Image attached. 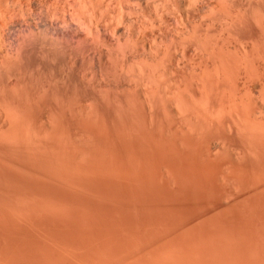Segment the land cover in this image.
<instances>
[{
    "label": "bare ground",
    "instance_id": "6f19581e",
    "mask_svg": "<svg viewBox=\"0 0 264 264\" xmlns=\"http://www.w3.org/2000/svg\"><path fill=\"white\" fill-rule=\"evenodd\" d=\"M253 1L254 0H0V120H2V122L4 121L3 124H5V122L10 123V124L7 123L8 125H10V127L11 126L13 127V125L20 127L18 130L20 132H18L17 129H14V127L11 128V130L14 129L16 132L15 131L11 132L9 127L8 130L6 129L5 131L0 128V150L14 149L13 146L17 147L19 144H21L18 146L20 147L26 143L25 141L29 139L27 138L29 132L28 133L26 132L27 131L26 127L29 124V122H27L28 119H25L24 121V117L27 118L30 116L29 113L28 114L26 113L27 110L26 105H28L27 101L30 98L28 97L30 94L27 90L26 91L28 92L29 95L26 93L24 89L25 87L22 88L21 87L22 85L20 86L18 85L19 82L21 83L22 81L21 76L23 75V73L22 75H20L19 73L21 80L19 79L20 80L19 81L17 79V82L14 81V78H16L17 76L15 77L14 76L15 74H13V72L16 69L15 56L16 55L19 56L20 54H22L21 52L23 51V48H25L24 46L31 40L32 41L34 40L39 42L41 41V43H43V45L41 44L42 46H44V44L47 45L46 49L50 47L61 51V53L67 51L72 53L73 50L77 51L76 48L73 49L75 43H77L76 47H78V45L83 46L80 45L82 43L84 44V46L86 43H88L94 45V48L97 50L101 43L100 41L103 38V35H108L117 42L118 44L117 47L121 48V51H123L120 53L121 55L116 56L114 55V53H111V49L106 48L107 53L109 52L110 55L113 54L115 59L116 57L120 58L121 60L119 65L120 69L125 67L124 64L125 62L126 64L127 62H129L128 66H130L131 64L130 62L134 64L136 61L137 64L134 65H136L138 72L140 73H143L144 71H148L149 74H151L152 76L154 75V78H155V74L158 75L159 77L160 75L161 77L163 75L167 76L165 80L163 79L164 80L163 83L159 82L160 84L155 82L156 80L153 81L150 78L145 80L144 78L146 77L142 76L144 80L141 79V81L143 82L140 81L138 82L139 84L137 83V85L138 87H140V90L142 92L141 97L143 99L142 98L141 99L143 103L145 101L146 103L145 107H147L150 111H152L151 113L149 111V113L152 114L155 108L158 109L156 102L159 101L158 103L160 106L159 108L162 109L163 112H165V115L167 113V115L169 114V116L172 117V118L170 117V119L172 120V122L170 123L173 124L174 126L172 125L171 127H173V130L175 129V132H177L180 135L179 136L176 133L177 136H173L172 138L170 137L172 139L170 140L171 142L167 140L170 142V145L173 141V145H172L173 148L172 147L168 148L169 149L168 152L171 150L170 154L173 153L175 155V158L173 159L174 157L173 154L172 155L169 154L171 157L168 155V157L170 158L167 160H169L170 162L171 160L176 161L175 159H179L181 161L183 159L187 163L185 164L183 161L184 165L181 164L182 166H180L179 160H178L179 161L178 164L177 162H175L176 165H173L172 164L173 162L172 163L170 162L171 164L170 167L168 166V168L171 169L168 170L166 168L167 166H164L166 164L165 162H164L165 164H163V161L161 162L156 161L158 165L161 164L160 167L163 165L164 166V167L162 166L163 169L166 168L165 171L162 172L165 173L168 170L167 171V176L169 178L168 180L169 181L173 180L171 184L175 183L174 185L176 186L177 185L176 183L178 184L180 183L181 186L182 183L187 182L188 180L192 182L193 180V184L195 183L198 184L197 182L199 181L200 183H202V185L203 184L206 185L204 190L209 187H211V189L215 188L216 190L218 188V192H220L219 189L221 190V192L219 193L220 195L218 194L217 191L213 192L215 193L214 195L221 196V193L222 195L224 194L226 195L225 192H231V194L229 195H232V192H234L233 193L235 194L234 198L236 196L237 200L242 199L240 201L241 202L244 201L242 203L248 209L250 206H253L251 205L253 204V201L255 200L257 201V203L256 204L254 203L255 205L253 206V207L255 206L257 207L255 208L250 207L251 209V210L249 209L250 211L246 209L241 214L239 212L243 211L242 207H240L241 209L239 208L240 210L237 209L239 210L237 211L239 214H236L237 212L233 214L232 211L231 212L232 215L228 214V216L227 215L222 216L223 215L222 214L221 216L220 215L218 216V214L214 213L218 217L214 216L215 217L214 218L213 215H211L213 219L211 216H210L211 218L208 216L210 220L209 219L207 220V218H205L204 221L202 220V222L200 220L199 223L201 226H199V224L198 225L194 224L193 226H190L188 224L190 221L188 222V220L185 217H183L185 218V220L183 218H180L179 215H178L179 217L175 215V217L177 218H174L170 214H169L170 217L169 216L163 217V215L161 216L160 214L156 216L150 214L151 216H148L146 218L145 216L143 218L140 216L141 218L135 219L136 222L135 226H133L131 223H126V222L123 224L119 223L118 224L119 227L116 226L117 228L114 229L108 228L105 234L104 231L102 232V235H98V236L95 235L96 233H93V230L90 229L91 227L88 224H85L87 219L91 220L90 218H87L88 217L87 216L85 218L86 221L84 220V218L82 219L85 221L83 222L86 226L82 225L84 226V228L82 229L83 231L79 230L80 231L79 233L82 232L81 233L82 235L79 236L77 235L78 238L76 236V239L80 241L78 242L77 245L76 244L74 245L69 241H68L69 243L68 242L66 243V241L63 240L62 242H58L57 240L55 241V239H51L47 237L45 238V235H43L44 239L41 238L40 240H38L39 242L37 241L38 244L36 243L34 245L33 243L31 244L32 246L29 245L30 243H27L26 241L27 239L21 238L20 235L17 236L18 234H16L13 237V233H19L18 232L19 227H17L18 225H21L20 227L21 230L22 227L26 225L25 224L22 226V224H20L22 221L29 222L30 220L32 221V220L40 219V218L39 219L30 218V217L34 218V216L31 215V212L34 213L35 210L32 211V209H30L31 207L26 205L23 206L25 207L24 208L25 210L23 211L22 210L23 207H21V212L19 211V213L17 211L20 207L16 210L13 208L17 212L14 213L10 209L11 204H8V202L7 203L3 202V204L0 206V264H264V214H263L264 208L261 206L263 205L262 202H264V6L262 5L263 7H260L261 5L260 6L254 5L255 1L259 2L260 0L259 1L255 0L254 2ZM173 32L174 33L176 32V35H173V38L172 36L169 37V35H172ZM175 37L177 39H174ZM96 42L99 45H97ZM107 57H111V56H107ZM111 58L109 59L111 60ZM115 59L113 60L112 65L116 63L114 61L118 60ZM138 60L141 61L140 64H138L139 63ZM121 64L122 65L124 64V66L121 67ZM132 64L131 66H133ZM116 66H118V64ZM12 75L14 76V78L11 77ZM158 76L156 78H158ZM12 79L14 82H16V84L13 81H11ZM10 81L13 83L10 84ZM131 81H133V79ZM135 81L136 79L133 82ZM23 84L26 86L25 80ZM113 84L115 85V83ZM131 92H135V91L133 90ZM31 98L32 101L33 99H36L35 100L36 102L37 100H39L35 97H31ZM139 102L137 103L139 104ZM105 103L107 104V102ZM24 105L26 107H24ZM91 108L89 109L88 107L89 110H91ZM156 112L160 113V110L159 111L157 110ZM50 113H48L49 117H52L50 116ZM84 115L87 114L84 113ZM132 115L134 114L132 113ZM163 115L164 114H162V117ZM165 115H164V120L165 117H167L166 119H168L169 117ZM153 116L154 113L153 115L150 116L149 119H151ZM158 116L161 117L160 115ZM162 117L159 120L164 122V120H162ZM98 118L99 117L97 116V119ZM94 119H95V115H94ZM73 120L74 119H72V121ZM154 120L156 119L154 118ZM30 121L32 122L33 119L32 120L30 119ZM169 121L170 120H168V124ZM155 122L153 123V125L155 124ZM142 123L144 122H141V124ZM24 124H27L26 127ZM57 124L60 125L59 123ZM132 124L134 125V123ZM153 125L151 122V127ZM131 126L130 125L128 127L126 126L127 130H125L126 127H124L125 128L124 130L128 132V128ZM137 126L134 125V127ZM140 126L142 125L139 124V127ZM144 126H146L145 127L146 129L147 125ZM93 127L95 126L93 125ZM140 128L144 130V132L147 130V129L146 130L143 129V127ZM135 129L134 128L133 130L130 129L131 130L130 134L132 131L134 132ZM141 129L137 128V131ZM153 130L155 131L157 129L156 128L153 129L152 127L149 131L153 132ZM17 132L19 135L18 134L16 135ZM138 132H140L139 134H141L143 131H138ZM144 132L143 134H141V136L142 135L144 136V134L146 133L148 135V130L146 131V133ZM32 133L34 134L33 131ZM137 134H134L133 136L136 135V137L137 136L139 137V135ZM154 134L155 132L152 133V136ZM162 134L160 136H163ZM148 136H150V134ZM148 136H146L145 138H147ZM143 138L142 139L140 138L141 142ZM153 139H155V136H153ZM137 140H139V138ZM152 140L150 139V141ZM158 140L160 139H155L154 142H159ZM161 141L162 140H160V142ZM16 142L18 143V145H16ZM151 144H153V142H151ZM151 144L149 148H153V149L155 146L157 147L158 145V144L157 145L154 144L155 146L151 147ZM161 144L162 143H160V145ZM163 144L166 145L165 143ZM163 144L161 146H163ZM160 145H158L157 149L159 148V150H161L162 148V152H165L163 151V147H161ZM165 147L166 146H164V148ZM163 155L165 157V155L167 156V153L166 154L163 153ZM145 165L147 166L148 164ZM151 165L152 164L148 166L147 169L148 171H149V167L150 170L152 169V167H154L152 169L153 171L155 170L154 173L156 172V169H160V174H162L161 172L162 168L155 165L151 167ZM150 173L151 175L154 174L152 171L148 172V174ZM160 174L158 175V177H160ZM140 176L139 178L141 179ZM152 176L153 178L155 177L154 179L151 177L153 180L157 178L156 173L155 176L154 175ZM163 176L166 177V174H164ZM157 180L159 181L160 179L157 178ZM157 180H155L156 183ZM168 180H166V182H168ZM194 180L195 181L198 180V181L194 183ZM160 182H162V179ZM204 185L202 187H204ZM188 186H190V183L188 184ZM211 189H209V191H211ZM213 189L212 191L215 190ZM209 191L207 190L206 192L208 195L213 194L212 192L210 193ZM26 194L27 193H25V195ZM179 195H181V193ZM251 199L252 200L255 199V200L251 201ZM245 200H249V202L250 201L251 202L248 203L246 201L248 203L247 204ZM52 201H54V199ZM238 201L237 204L239 207L240 201L239 202ZM258 201L261 202V204L259 203L260 205L258 204ZM242 203L240 206H243ZM249 204L250 206H247ZM27 206L31 211L29 215L27 214L28 212ZM245 207H243V209ZM261 207L263 209L261 210V212H259L260 211L259 208L261 209ZM66 211H65V215L67 213ZM36 212L39 215V211ZM35 213L34 215H36L35 217H37L38 215ZM65 215H63V217ZM106 219L108 218H105V220ZM113 219L115 223V218ZM67 220L69 221L68 218ZM70 221L69 223H71ZM101 221L102 220H100V222ZM109 221L106 220L105 222L108 223ZM118 221L119 220H117V222ZM120 221L122 223L124 220L123 221L120 220ZM205 221L207 223H205ZM211 221L213 223H211ZM33 222L34 221H32L31 223ZM170 222L171 225H169ZM203 222L204 224H206L205 226L202 225ZM73 223L75 224V222ZM108 226L110 225L108 224ZM98 234L101 233L98 232ZM15 237L17 239H15Z\"/></svg>",
    "mask_w": 264,
    "mask_h": 264
},
{
    "label": "rangeland",
    "instance_id": "374dc122",
    "mask_svg": "<svg viewBox=\"0 0 264 264\" xmlns=\"http://www.w3.org/2000/svg\"><path fill=\"white\" fill-rule=\"evenodd\" d=\"M261 1L262 0H260L259 2L255 1L254 2L255 4L254 3L253 4L255 6L256 5H258V6L261 5L260 7H263L264 6V0L262 1L263 4L261 3ZM173 35H176V32L175 33L173 32V34L169 35V37L172 36V38H173ZM174 39H177V38L175 37ZM100 42H101L100 45L97 44V42H96V44L99 45V47H98L99 50L98 49L96 50L94 48V45H91V44H88V43H86L85 46L82 43L80 45H83V46H79L78 45V47H76L77 43H75L73 49L76 48L77 51L72 49L73 50L72 53H70L69 51L61 53V51L53 49V48H50V47H48L49 49L48 48L46 49L47 45L44 44L45 47L42 46L43 43H41V41L39 42V41H34V40L32 41L31 40L30 42L27 43L28 45L26 44L24 46L25 48H23V51L21 52L22 54H20L19 56L18 55L15 56V61H16L15 62V64H16L15 68L16 69L13 72V74H15L14 75L15 77L16 76L17 77L19 76V77L18 78L17 77L14 78L13 75L11 77L14 78V81H16V82H17V79L21 80V78H22L21 83L19 82L18 85L19 86L22 85L21 86L22 88L25 87L24 88L25 91L27 90L29 92V94L31 95L30 96L28 94V92L26 91V93L29 95L28 97H30V98L27 101L28 102L27 103L28 105H26L27 107L24 105V107H26V109H27L26 113L27 114L29 113V115H30L27 118L24 117V121H25V119H28L27 122H29V124L27 123L28 125L24 124L25 127L27 125V127H26L27 131L26 132L27 133L29 132L28 135H27L28 136L27 138H29V139L27 140L28 143H27V141H25L26 143L24 142L25 144H23L26 147H24L23 145L18 147L21 144L18 145V143L16 142V145H18V146L17 147L13 146L14 149H9V150L8 149L7 150L6 149H1L0 150L1 151L0 152V154H1L0 155V183H1L0 184V193H1L0 194V206L3 204V202H6V203L8 202V204H11L10 205L11 207L9 206L10 209L14 213H17V212L19 213V211L21 212V207L28 205L29 207H31L30 209H32V211L35 210L34 213L36 211H39V215L36 212L35 214H37L38 216L35 217L36 215H34V213L31 212L29 210V207L27 206L28 207L27 214L29 215V213L31 212V215L34 216V218H32V217H30V218L31 219H36V218L39 219L40 218V219L39 220H37V219L36 220H32V221H34L33 222L34 225H33V223H31L32 222L31 220H30L31 222L30 221L29 222L28 221H22L20 224H22V226L25 225V224L26 225L24 227H22V230L20 228L21 225H18L17 227H19L18 228L19 229V231H18L19 233H13V237L16 234H18L17 236L20 235L21 238L27 239L26 241H27V243H30L29 245H31L33 243H34V245L36 243L38 244V242H39L38 240H40L41 238L44 239L43 235H45V238L47 237V238L55 239V241L57 240L58 242H62V240H63V241H66V243L69 241L72 244H74V245L76 244L77 245L78 242H80V241L78 239H76V236L77 235L78 236L82 235L81 234L82 232L79 233L80 232L79 230H82L84 228V226H82V225H85V224H88L91 227V228L90 227L89 228L91 230H93V233H96L95 235H97V236L98 235H102V232H104V231H105L104 232V234H105L106 230H108V228L109 229H114V228L119 227V225H118L119 223L123 224V223L126 222V223H131L133 226H135V224H136L135 219L141 218V217L143 218L144 216H145V218L148 217V216H151V215H155L156 216L158 214H160L161 216L163 215V217H166V216L170 217V215H172V217H174V218H177V217H175V215L176 216L179 215L180 218L185 217L188 220V222L190 221L188 223L190 226H193L194 224H197V225L199 224V226H201L200 223H199L200 220H201V222H202V220L204 221L205 218H207V220L208 219L210 220V218L212 217L211 215H213V217L214 216L218 217L219 215L221 216L222 214H223L222 216H226V215L228 216V214L232 215V213L233 214L236 213L237 211H239L241 209L240 207H242L243 211L239 212L241 214L246 209L249 210L250 207L251 208L257 207V206L253 207L257 203V201L255 199H253V200H255L256 202L251 199V201H253V204H251V205H253V206H250V204L247 205V206H250L249 209L246 208L245 205H243L242 202H244V201H242V202L240 201L242 199H238L240 201L239 207H238V204H237L238 200H237L236 196L234 198V195H235V194H233L234 192H232V195H229V194H231V192H225L227 196L224 193H223L224 195H222V193H221V196H219L220 195L219 193L221 192L220 189H219L220 192H218V188H217V190L215 188H214L215 190L212 188L214 190V191H212L211 187H209V188L204 190L206 185L203 184L204 187H202L203 186L202 183H200L198 180H196V181L194 180V183L198 181L197 182L198 184H196V183L193 184V180L192 179H191L192 182L187 179L188 181L187 180L186 181L188 183L184 182V183L181 184V186H180V183L179 184L176 183L177 184L176 186L174 185L175 183L171 184L173 180H170V181L168 180L169 178L167 176V171L169 169H171V168H168V166L170 167V164L172 162H173L172 163L173 165H176L175 162H177V164H178V162L180 161V163H179L180 166L184 165V163L185 164L187 163L183 159H182V161L179 160V159H175L176 161H172L171 160L170 161L171 163L169 162V160H167V159H169L171 157L170 155L173 154V153L170 154L171 150L168 152V150H169L168 148H171L172 145H173V141H172V143L170 145V142H171L170 140H172L171 138L173 136H177L178 133L175 132V129L173 130V127H171L173 125V124L170 123V122H172V120L170 119L171 116H169V114L167 115V113L165 115V112H163V110L159 108L160 107L159 104H158L159 101L156 102V104L158 106V109L157 108H155V109H156V111L160 110V113L156 112L155 109H154V111H153L154 116L155 115H157V116H155V117L153 116V117L156 120H154L153 117L151 118L152 120L149 119L150 116L153 115V113L150 114L152 111H150L147 107H145L146 103H145V101L143 103V101H142L143 98L141 97L142 96V92L140 90V87H138V85H137V83L140 82L141 79L142 80H144V79L146 80L148 78L152 79L153 81L156 80L155 82L160 84V83H163V81L166 79L167 76L163 75L161 77V75H160V77H159L158 75L155 74V78H154V75L152 76L151 74H149L148 71H144L143 73H140V72H138V69H137L136 65H134V64H137L136 61H135L134 64H132V62H130L133 66H131V64H130V66H128L129 62H127V64L125 62L124 63L125 67H123L124 64L123 65L121 64V67H123V68L120 69V66H119L120 65V61H121L120 58L116 57V59H118V60H116L115 57L113 56V54L110 55L109 52L107 53V49H106V48L111 49V53H114V55H116V56L117 55L118 56L121 55L120 53L123 52V51H121V48L117 47L118 46L117 42L115 40H113L111 37H109L108 35H103V38L101 39ZM29 43H31V44H29ZM81 47H83V48H81ZM89 49H92V50H89ZM119 49H120V52H119ZM105 50H106V52H105ZM107 56H111V57L113 56V57L111 58V57H107ZM18 57H19V59H18ZM109 58H111V60ZM114 59L116 60V61H114L116 63H114V65H112ZM109 61L112 62V63H110ZM140 62L141 61H139L138 64H140ZM117 64H118L119 68H118V66H116ZM132 67H135L136 69L132 68ZM90 68H91V71H90ZM15 72L18 73V74H16ZM19 73H20V75H22V73H23V75H22L23 77L21 76V78H20ZM134 76H135V79L137 81V82L135 81L136 83L133 82L135 80ZM142 76L146 77V78L143 79ZM157 76H158V78H156ZM23 79L25 80L26 86L23 84L24 83ZM132 79H133V81H131ZM11 81H13V79ZM11 81H10V84H12L14 82V81L13 82H11ZM16 82H14V83L16 84ZM111 82L115 83V85L113 83H111ZM141 82H143V81H141ZM81 83H83V84H81ZM96 86H98V87H96ZM103 87H104V89H103ZM121 87H122V89H121ZM124 87H126V88H124ZM109 88H110V90H109ZM130 89H132V90H130ZM133 90L135 92H131ZM45 92H47V93H45ZM78 96H79V98H78ZM31 97H35V98H37L39 100H37V102H36L35 101L36 99H33V101H32ZM116 99H118V100H116ZM94 100H95V102H94ZM105 102H107V104ZM137 102H139V104ZM43 104H44V106H43ZM143 104H144V107H143ZM156 104H155V107H156ZM37 105H38L39 108L37 107ZM59 105H62V106H59ZM66 106H67V108H66ZM77 106H78V108H77ZM88 107H89V109L92 107L91 110H89ZM97 109H98V111H97ZM45 110H46V112H45ZM80 110H81V112H80ZM135 111H137V112H135ZM149 111H150V113H149ZM91 112H92V114H91ZM161 112L165 116H169L168 119H166L167 117H165L166 121L164 120V115L162 117ZM45 113H47V114L50 113V116H52V117H49V114L47 115ZM84 113H86L87 115H84ZM132 113L134 115H132ZM51 114H53V115H51ZM75 114H77V115H75ZM94 115H95V119L96 120L94 119ZM96 115L99 117L98 119H97ZM158 115H160L162 117V120H164V122L159 120V119H161V117H159ZM55 116H56V118H55ZM29 118L31 120L33 119V121L31 122ZM52 118H53V120H52ZM62 118H63V121H62ZM72 119H74V120L72 121ZM92 119H94V120H92ZM145 119H146V121H145ZM38 120H39V122H38ZM168 120H170L169 124H168ZM48 121H50V122H48ZM52 121H53V123H52ZM55 121H57V122H55ZM95 121H97V122H95ZM3 122H2V120H0V123H1L0 124V128L2 130H4V131L6 129L8 130V127H9L11 132L15 131L14 129H17V131H18L19 128H20V127H18L16 125L15 126L13 125L14 129L11 130V128H13V127L12 126L10 127V125H8L10 123L7 122L8 123L7 124L5 122V124H6L5 125V124H3ZM91 122H92V124H91ZM141 122H144V123L141 124ZM151 122H152V125H153L154 122H155V124H157V125L154 124L152 126L153 129H155V128L157 129L155 131L153 130V132H155V134L157 133L156 134L157 138H156L155 134L153 136H155V139L162 140L161 142H160V140H158L159 142H154L155 139H153V136H152L153 132L149 131L152 128L151 127ZM159 122H160V124H159ZM39 123H40V125H39ZM46 123H49V124H46ZM57 123H59L60 125H58ZM132 123H134L135 126H137V125L138 126L134 127V125ZM99 124H101V125H99ZM139 124L142 125L140 127H143V129H145V127H146L144 125H147L146 129L148 130V135L150 134V136L147 135V133H146L147 130L146 129H145L146 131L144 132V130H142L139 127ZM93 125L95 127H93ZM104 125H105V128H104ZM129 125L130 126L133 125V126L129 127L131 130H133V128L134 129L136 128L135 131H134L136 133H134L132 131L131 134L132 133H134V134L138 133L137 135H139V137L138 136L137 137L139 138V140H137L138 138L136 137V135L133 136L134 134H132V135L130 134L131 130L129 128H128V132L125 131V130H127V127ZM124 127H126V129ZM157 127L159 128V130H158ZM48 128H49V130H48ZM81 128H83V129H81ZM137 128L141 129V130H138V131H143L146 134H144V136L143 135L141 136V134H143V132L141 134H139L140 132L137 131ZM161 129L163 130L164 133L162 132ZM32 131L34 132V134L32 133ZM18 132H20V131H18ZM18 132L16 133V135L18 134ZM42 132H43V134H42ZM77 132H78V134H77ZM101 132H102V134H101ZM88 133L90 134V136H89ZM125 133H128V134H125ZM29 134H31V135H29ZM48 134H49V136H48ZM79 134L80 135L82 134V135L80 136ZM161 134L163 136H160ZM44 135L46 136L47 140L45 139ZM91 135H93V136H91ZM100 135H101V137H100ZM105 135L108 136V137H106ZM145 135L148 136L147 137L148 139L145 138L146 137ZM83 136H85V137H83ZM131 136H133V137H131ZM179 136H178V138H179ZM143 137L145 139H147V140H145ZM40 138H41V140H40ZM50 138H52V139H50ZM67 138H69L70 140L67 139ZM90 138H91V140H90ZM127 138H129V139H127ZM131 138H133V139H131ZM140 138L141 139L143 138L142 142H141ZM150 139L151 140L153 139V140L150 141ZM165 140H166V142H165ZM167 140H169L170 142L167 141ZM146 141H148V142H146ZM63 142H66V143H63ZM70 142H72V143H70ZM151 142H153V144H151ZM160 143H162V144L165 143L166 145L163 144V146H161L162 144L160 145ZM150 144H151V147L152 146L154 147L157 144L160 145L161 147H163V151H165V152H162V148H161V150H159V148L157 149L158 145H157V147L155 146L154 149L153 148H149ZM41 145H42V147H41ZM140 146H142V147H140ZM146 146H147V148H146ZM164 146H166V147L164 148ZM44 147H46V148H44ZM22 148H25V149H22ZM19 149H20V151H19ZM47 150H48V152H47ZM156 150H158V151H156ZM172 151H173V149H172ZM154 152H155V154H154ZM160 152H162V153H160ZM163 153L164 154L167 153V156L165 155V157H164ZM149 154H150V156H149ZM144 155L146 156V159H145ZM161 155H163V156H161ZM168 155L170 157H168ZM173 156L172 157L174 159L175 155L173 154ZM162 157H163V159H162ZM156 161L157 162L163 161V164L166 163L167 165L165 164L164 166H167L166 168L168 170L165 173L162 172V171H165L166 168L163 169V167H164L163 165H162L163 167L162 166L160 167L161 164L158 165ZM183 161H184V163H183ZM130 162H131V164H130ZM18 163H20V164H18ZM145 164H148V165L146 166ZM150 164H152L151 167L153 165H155V166H159L160 168H162L161 169L162 174H160V169H156L158 167L155 168L156 169V172H155L156 176H157L158 179H160L159 181L157 180V178L155 179V180H157V183H156L155 180H153L155 177L153 178V176H152V175L155 176V173H154L155 170L154 171L152 170L154 167H152L151 170H150V167H149V171H152L154 174H152V175H151V173L148 174L149 171L147 169H148V166H150ZM173 165H172V167H173ZM136 166H137V168H136ZM67 170H68V172H67ZM158 170H159V172H158ZM22 171H24V172H22ZM158 173L160 174V177H162V178L158 177V175H159ZM163 173L166 174V177L163 176L164 175ZM7 175H8V178H7ZM139 176L141 177V179L139 178ZM1 178H2V180H1ZM85 179H86V181H85ZM161 179H162V182H160ZM10 180H11V182H10ZM166 180H168V182H166ZM76 181H77V183L78 182L79 183L77 184ZM2 183H4V184H2ZM189 183H190V186H188ZM71 184H73V185H71ZM80 184H81V186H80ZM183 184H185V185H183ZM21 185H22V188H21ZM68 185H70V186H68ZM196 185H198V186H196ZM29 186H31V187H29ZM199 186H201V187H199ZM11 187L14 188L15 191ZM16 188H18V189H16ZM201 188H202V190L205 191V194H204V191L201 190ZM209 189H211V191H209ZM54 190L55 191L57 190V191L55 192ZM163 190H164V192H163ZM207 190L210 193L211 192L213 193V192L217 191L219 195H214L215 193L210 194L209 192L208 193L210 195H208L206 193ZM3 191H4V193H3ZM67 191H69V192H67ZM102 191H104V192H102ZM24 192L27 193V194L25 195ZM52 192H54V193H52ZM74 192H76V193H74ZM20 193H21V195H20ZM154 193H155V195H154ZM180 193H181V195H179ZM36 194H37L38 197L36 196ZM124 194H125V196H124ZM167 194H169V195H167ZM151 195H153V196H151ZM45 196L49 200L46 199ZM50 197L53 198L54 201H52L53 199H51ZM105 197H106V199H105ZM229 197H231L233 199H231ZM43 198H45V199H43ZM128 198L130 199V201H129ZM131 198H132V200H131ZM151 198H154V199H151ZM196 198H197V200H196ZM215 198H216V201H215ZM225 198H227V199H225ZM125 199H127V200H125ZM148 199L149 200L151 199L152 201L151 200L149 201ZM56 201H57V203H56ZM246 201L248 203L251 202V201L249 202V200H245V202ZM26 203H28V204H26ZM53 203H55L56 205L53 204ZM241 203H242L243 206H240ZM259 203L261 204V202L258 201V204ZM147 204H149V205H147ZM231 204L233 205V207H232ZM262 204L263 205H261V206L264 208V202H262ZM17 205H19V206H17ZM33 205H35V206H33ZM243 207H245V208L243 209ZM262 207H261V209L259 208L260 211L259 210H257V211L261 212V210L263 209ZM13 208L15 210L19 208L20 210L18 209V211L16 212ZM24 208L25 207L22 208L23 211L25 210ZM233 208H234V210H233ZM68 209H69V211H68ZM237 209H239V210H237ZM26 211H27V208H26ZM65 211L68 214L66 213V215H65ZM93 211H94V213H93ZM195 211H196L197 214L195 213ZM217 211H219V212H217ZM263 211H264V209H263ZM91 213H93V214H91ZM214 213L218 214V216L215 215ZM239 213L237 212L236 214H239ZM258 214H260V213H258ZM263 214H261V215H263ZM51 215H53V216H51ZM63 215H65V216L63 217ZM69 215H70V217H69ZM208 216L209 217L211 216V217L209 218ZM86 217L90 218L91 220L87 219V221H86L85 220ZM189 217H191V218H189ZM213 217H212V219H213ZM67 218L69 219V221L71 220L70 221L71 223H69ZM76 218H77V221H76ZM83 218H84V220L86 222L84 220H82ZM105 218H108V219H106L108 221L111 220V219L112 220L107 223V222H105L106 221ZM113 218H115V223L113 221L114 220ZM121 218H123V219H121ZM185 218H183V219L185 220ZM192 218H194V219H192ZM57 219H58V221H57ZM99 219L102 220V221L100 222ZM50 220H52V221H50ZM59 220H60V222H59ZM117 220H119V221L120 220H122V221L124 220V221L121 223V221L117 222ZM187 220H186V222H187ZM56 221H57V223H56ZM83 221L85 222V224H84ZM206 221H205V223H207ZM73 222H75V224ZM63 223H65V224H63ZM168 223H167V225H168ZM211 223H213V222L211 221ZM66 224H68V225H66ZM99 224H100V226H99ZM108 224L110 226H108ZM30 225H32V226H30ZM103 225H105V226H103ZM169 225H171V222H170ZM185 225H186V223H185ZM202 225L205 226L206 224H204V222H203ZM99 227H101L103 229H101ZM105 227H106V229H105ZM110 227H112V228H110ZM97 230H99V231H97ZM98 232L101 233V234H98ZM35 233H36V235H35ZM41 233H42V236H41ZM51 233H52V235H51ZM37 235H38V237H37ZM78 236H77V238H78ZM16 237H15V239H17ZM75 240H77V241H75ZM63 243H65V242H63Z\"/></svg>",
    "mask_w": 264,
    "mask_h": 264
}]
</instances>
